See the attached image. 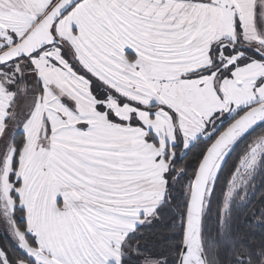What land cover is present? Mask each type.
Returning a JSON list of instances; mask_svg holds the SVG:
<instances>
[{"label": "snow or ice", "instance_id": "snow-or-ice-1", "mask_svg": "<svg viewBox=\"0 0 264 264\" xmlns=\"http://www.w3.org/2000/svg\"><path fill=\"white\" fill-rule=\"evenodd\" d=\"M261 188L264 0H0V264H264Z\"/></svg>", "mask_w": 264, "mask_h": 264}, {"label": "trees", "instance_id": "trees-1", "mask_svg": "<svg viewBox=\"0 0 264 264\" xmlns=\"http://www.w3.org/2000/svg\"><path fill=\"white\" fill-rule=\"evenodd\" d=\"M243 147H244L243 144L240 145V148L237 149V152H240L241 149H242ZM235 155H236V154L233 155V160H235ZM232 162H233L232 160L229 161V167L231 166ZM259 182H260V180H259ZM258 186H259V183H258ZM260 191H261V192H264V188H261ZM257 195H259V193H257ZM2 239H3L2 241H3L4 244H6V243L8 242V241H7V238H6L5 235H3V238H2ZM4 244H3V245H4Z\"/></svg>", "mask_w": 264, "mask_h": 264}, {"label": "rangeland", "instance_id": "rangeland-1", "mask_svg": "<svg viewBox=\"0 0 264 264\" xmlns=\"http://www.w3.org/2000/svg\"><path fill=\"white\" fill-rule=\"evenodd\" d=\"M259 180H260V178L258 177L257 178V185H258V183H259ZM3 235H5V233L3 232V230H2V228H0V245H3L4 243H3Z\"/></svg>", "mask_w": 264, "mask_h": 264}]
</instances>
